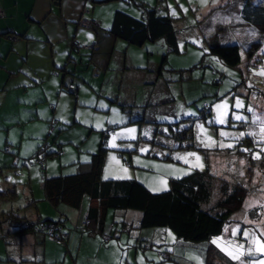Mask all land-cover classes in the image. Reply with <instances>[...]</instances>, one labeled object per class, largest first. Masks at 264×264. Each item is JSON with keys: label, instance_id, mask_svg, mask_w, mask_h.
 <instances>
[{"label": "rangeland", "instance_id": "obj_1", "mask_svg": "<svg viewBox=\"0 0 264 264\" xmlns=\"http://www.w3.org/2000/svg\"><path fill=\"white\" fill-rule=\"evenodd\" d=\"M245 2L119 1V10L136 19L144 18L143 8L170 17L177 52L163 40L141 47L118 42V53L111 64L116 74L108 76L104 89L108 97L89 98V108L78 114L87 123V133L114 128L105 146L102 178L134 180L156 194L169 189L170 179L195 170L208 171L217 179L244 185L248 195L221 235L197 245L180 242L167 229L139 228V212L109 211L106 225L116 224V237L101 244L114 246L112 254L104 255L105 263L207 264L208 244L224 256L216 264H256L264 260V255L255 251L264 243V35L242 22ZM249 3L264 8V0ZM213 42L237 45L239 65L227 67L211 54ZM252 44L259 46L249 57ZM113 94L120 101L109 99ZM205 106L211 108V115L203 120L200 111ZM15 172L7 177L18 185L21 178ZM2 184L4 177L0 175L1 191ZM216 200L213 194L209 206ZM123 213H127L124 221L129 233L120 230ZM7 230L0 225V264H35L32 253L17 244L12 231L13 235H7ZM94 237L101 239L99 235ZM248 249H252L251 254ZM147 252L152 262L146 261ZM159 252H167L171 258H159ZM101 262L99 256L98 264Z\"/></svg>", "mask_w": 264, "mask_h": 264}, {"label": "crops", "instance_id": "obj_2", "mask_svg": "<svg viewBox=\"0 0 264 264\" xmlns=\"http://www.w3.org/2000/svg\"><path fill=\"white\" fill-rule=\"evenodd\" d=\"M119 1L0 0L4 14L0 18V175L5 182L0 190L4 193L0 215L15 210L29 222L63 217L68 231L63 247L40 234L15 236L17 244L32 253L35 264H98L99 256L101 264H109L103 257L114 251L113 245L102 247V238L94 237L97 234L77 231L86 217L88 200L79 208L50 205L40 167L25 162L48 143L51 153L59 149L62 155L49 157L46 177L71 175L86 171L92 156L108 146L114 128L87 133V123L78 114L89 108L90 99L108 97L104 89L108 76L116 74L111 64L122 40L106 33L120 9ZM10 32L17 37L14 41L7 38ZM68 85H74L73 92ZM109 99L120 101L116 94ZM6 147L11 148L10 154L4 152ZM13 170L21 178L18 185L7 177ZM126 215H121L125 226ZM114 228L109 229L116 237ZM6 234L13 235L9 229ZM165 237L167 241L166 232ZM150 260L147 252L146 261Z\"/></svg>", "mask_w": 264, "mask_h": 264}, {"label": "trees", "instance_id": "obj_3", "mask_svg": "<svg viewBox=\"0 0 264 264\" xmlns=\"http://www.w3.org/2000/svg\"><path fill=\"white\" fill-rule=\"evenodd\" d=\"M143 10L144 18L142 19H136L121 10H116L111 27L106 34L137 47H141L146 42L163 40L169 49L177 52V38L172 19L168 16L157 15L152 8H143ZM240 18L244 24L257 28L264 35V8L255 6L246 0ZM92 28L98 33L94 27ZM10 33L15 35L13 32ZM6 35L7 38L11 36ZM258 46L259 44H252L247 55L250 57ZM210 51L227 67L235 68L240 63L237 45H220L213 42L210 44ZM210 115L211 108L208 106L203 107L200 111V118L203 120ZM44 145H47L46 162L50 156L62 155V151L59 149L51 153L48 143L42 144L38 150ZM102 148L92 156L86 171H78L71 175L47 178L46 164L44 169H41L39 164L34 163L38 150L25 164L40 167L42 189L50 205L55 207L67 205L71 208H79L84 199L88 200L86 217L77 227V231L97 234L102 238L103 244L108 243H104V236L109 239L115 238L110 229L116 224L112 222L107 226L105 221L109 211L139 212L141 214L139 228L167 229L180 242L192 245L208 242L223 233L231 216L243 208L244 200L248 195L244 185L230 184L225 180L217 179L208 171L195 170L182 178L170 179L169 189L156 194L149 192L144 185L134 180H105L102 179L101 172L106 150L104 145ZM10 149L9 147V150L4 152L10 154ZM213 194L217 195V200L212 206H209ZM3 196L4 193L0 192V199ZM65 220L60 217L58 220L45 219L29 222L19 216L15 210L0 215V225L8 227L15 236L29 233L40 234L47 241L62 247L68 240V231L64 227ZM84 220L87 221V225L82 228ZM41 224L48 227L56 226L59 234L66 235V238L60 244L51 241L47 230L39 228ZM105 228L110 231L105 232ZM121 228L126 229L124 222H121ZM143 245V248H146L147 245L144 243ZM148 247L151 246L148 245ZM223 257L215 246L208 244L206 248L207 264H216V260H222ZM159 258L169 260L171 257L167 252H159Z\"/></svg>", "mask_w": 264, "mask_h": 264}, {"label": "built area", "instance_id": "obj_4", "mask_svg": "<svg viewBox=\"0 0 264 264\" xmlns=\"http://www.w3.org/2000/svg\"><path fill=\"white\" fill-rule=\"evenodd\" d=\"M4 14H3V11L0 10V18H3ZM9 39L11 41H14L16 39V36L11 34V36L9 37ZM67 89L71 92L74 91V85H68ZM113 130H108L105 132V134H108L110 132H112ZM46 148H47V145H44L43 147H41L39 150H38V153H37V157L35 158V161L34 163L36 164H39L41 169H44L45 167V164H46ZM9 150V147H6L5 148V151L7 152ZM44 176V175H43ZM43 178V177H42ZM87 225V221L84 220L81 227L84 228L86 227ZM40 229H45L47 230V234H48V237L51 241L55 242V243H58L60 244L62 242L63 239L66 238V235L62 234L60 235L59 232H58V228L56 226H53V225H50L49 227L48 226H44V225H40L39 226ZM103 241L104 243L108 242L109 241V238L104 236L103 237Z\"/></svg>", "mask_w": 264, "mask_h": 264}, {"label": "snow or ice", "instance_id": "obj_5", "mask_svg": "<svg viewBox=\"0 0 264 264\" xmlns=\"http://www.w3.org/2000/svg\"><path fill=\"white\" fill-rule=\"evenodd\" d=\"M240 106H241L240 102L237 101V107H240ZM220 107H226V105H221ZM236 119H240V117L237 116ZM221 122H223V120H221ZM197 159H199V158L197 157ZM239 248H243V245H240ZM239 248L237 249V251H239ZM247 251L249 254L252 253V249H248ZM255 251L260 255H264V243H260L258 248L255 249ZM229 254L232 255V253H229ZM233 258L239 259V257L235 256V255H233ZM256 264H264V260L258 261V262H256Z\"/></svg>", "mask_w": 264, "mask_h": 264}]
</instances>
